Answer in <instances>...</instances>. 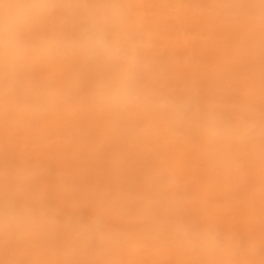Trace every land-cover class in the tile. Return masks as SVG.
I'll use <instances>...</instances> for the list:
<instances>
[{
  "label": "rangeland",
  "instance_id": "rangeland-1",
  "mask_svg": "<svg viewBox=\"0 0 264 264\" xmlns=\"http://www.w3.org/2000/svg\"><path fill=\"white\" fill-rule=\"evenodd\" d=\"M20 3L41 6L13 28L7 49L0 44V264L27 234L37 238L33 249L24 247L22 264H58L66 247L53 243L54 256H41L37 244H51L59 232L77 246L70 264H139L146 256L138 252L152 245L146 239L170 244L156 224L163 199L193 203L177 209L188 216L202 207L191 184L165 182L166 165L203 162L181 144L204 146L207 125L235 123L227 113L251 112L245 100L264 88V0H0V23L5 5ZM48 3L77 8L53 13ZM253 148L230 152L223 177L239 173V161L256 167L264 149ZM84 196L81 219L65 211ZM262 211L247 226L264 229ZM239 225L228 224L229 238ZM170 251L167 264L176 262Z\"/></svg>",
  "mask_w": 264,
  "mask_h": 264
},
{
  "label": "bare ground",
  "instance_id": "bare-ground-1",
  "mask_svg": "<svg viewBox=\"0 0 264 264\" xmlns=\"http://www.w3.org/2000/svg\"><path fill=\"white\" fill-rule=\"evenodd\" d=\"M245 101H247L246 106L252 111L247 112V110L243 108L238 114L244 115V117L239 118V115L236 113H227L228 116L237 118L235 123H227L226 119L230 118L226 117V119H222L224 128L221 130L219 129L220 125H215L217 123L206 126V129L210 127L213 129L206 133L204 137V146L198 147L199 140H193L191 143L195 145L192 147V151H189L191 143L188 140L181 144L183 148H185V152H189L187 155L188 157L203 156V162L192 163L191 165H186L184 163L183 167L175 170H172L173 168L166 165L167 170L171 171V174L165 177V182L171 184L174 183V180H182L184 183L191 184V188L197 189V195L201 196L199 202L202 204V207L197 208L192 215L188 216L183 211L179 213L177 209H186L188 208V204L192 206L193 203L177 201L175 198L168 201L169 197L167 198V202L163 199L160 203L163 204V206L162 209L160 208L158 211L156 224L160 229L159 231L166 232L164 238L168 239L171 245L166 244L160 247V244L164 242L161 239L162 236L159 237V239H146L143 242L152 245L138 252L139 256H146L140 260L139 264H167L166 260L169 258L168 252L170 250V252H172L171 255L176 258V262L173 264L182 263L184 261H187L188 264H194L198 261L199 264H214L216 262L219 264H264V238L260 239L258 237L259 234L264 232V229L259 228L257 224L247 226V223L256 217L258 210H263L261 214H264V152L262 153L263 158L260 159L256 167L254 166L253 168H245L246 162L244 163V161L238 160L243 168L238 171L239 173L237 174L232 173V177H223V173L227 172L221 169L223 163L230 164L228 160H225L227 159L226 156L232 151H237L240 147L258 148L260 146V148L255 151L257 153L264 149V144H261V142L259 143L260 138L264 137V88L259 89L253 97ZM253 112L255 115H259V118H251L250 114ZM257 122H259V125L256 124ZM245 127H248V132L243 130ZM216 135H221L220 138L217 137L220 140H217L219 141L218 145L214 143ZM240 143H242V145H240ZM211 145L214 147V151L207 149V147ZM173 149L174 152H176L178 150V145H174ZM126 151L129 154L135 152L130 148ZM200 153H203V155ZM218 154L222 155L223 158L216 159L214 155ZM90 157L94 159L100 156L94 153L92 156L90 154ZM185 162H187V160ZM102 163L104 162H99V165L102 166ZM194 166L196 170L192 172L190 167ZM213 166H217V169L215 168L216 170H214ZM89 168H93L92 170H94V164H91ZM228 170H231V167ZM134 177H138V175L136 174ZM213 177L218 179V181H214ZM233 182L235 183L232 184ZM242 182H244L245 187L237 188ZM136 183L142 188L148 181L143 183L137 181ZM154 183L157 184L158 182L153 181L151 185ZM116 185L117 184H113L112 187L117 188ZM175 185L176 184L170 187H175ZM87 187L88 185L82 187L81 193H84ZM146 187L147 186L143 189L144 191ZM149 188L150 186L147 187L148 190ZM244 189H247V191L242 193ZM134 190H137L136 187ZM205 192H210L216 197L209 198L207 195H204ZM98 193L101 194V190H99ZM133 193L134 192H131L129 195ZM246 193L249 195L248 198H243L242 196ZM238 195H240L241 198H236ZM117 196L118 193H114L109 198L112 200L113 198H117ZM85 198L86 196L83 197L82 201L64 204L63 208L66 212L74 213L76 217H80L81 219L86 210L89 209L88 205L83 204L86 203ZM219 206H223V210L221 212L220 210L215 211ZM96 208L99 209L98 207ZM210 210L217 214L211 213ZM92 214L93 212L90 215ZM191 219L196 220V222L192 226L186 227V222L191 221ZM233 222L240 223L237 229L239 233L235 238H229L233 231L229 229L228 224ZM257 230L259 234H256ZM56 236V240L51 244L48 241L45 242V240L37 244L38 247L42 245L40 254L41 256H54L55 252L48 254L47 248H50L53 243H58L66 247V251H63V255L55 258V260H58V264H70L74 260V257L73 255L68 256V252L76 249L77 246L75 241H69V239H71L69 237L71 236L62 237V232H59ZM24 237L21 246L19 244L17 248L13 249V245L10 244L8 250L10 254L7 255L10 261L5 264H22L26 256L24 247L30 246L33 249L37 237H30L28 234L24 235ZM176 238H179V240H176ZM16 243L17 241L15 240V244ZM223 245H229L226 247L227 250ZM124 251H122L123 255L125 254ZM34 252L37 253V251ZM182 256L186 258H180ZM102 259L103 257L100 255L99 260ZM122 261H124V259ZM119 264L125 263L120 262Z\"/></svg>",
  "mask_w": 264,
  "mask_h": 264
},
{
  "label": "clouds",
  "instance_id": "clouds-1",
  "mask_svg": "<svg viewBox=\"0 0 264 264\" xmlns=\"http://www.w3.org/2000/svg\"><path fill=\"white\" fill-rule=\"evenodd\" d=\"M38 6L41 5L33 3H20L11 7L5 5L6 15L3 22L0 23V37H2V39H0V44H2L5 49H7L13 28L22 26L31 10ZM43 6L50 7L53 13H63L65 11L74 12L77 8V6L73 4L56 3L43 4Z\"/></svg>",
  "mask_w": 264,
  "mask_h": 264
}]
</instances>
